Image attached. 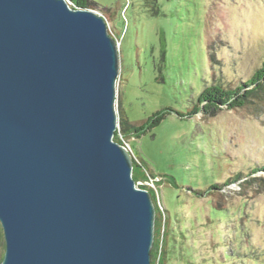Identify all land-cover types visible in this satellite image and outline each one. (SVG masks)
<instances>
[{
	"label": "water",
	"instance_id": "95a60500",
	"mask_svg": "<svg viewBox=\"0 0 264 264\" xmlns=\"http://www.w3.org/2000/svg\"><path fill=\"white\" fill-rule=\"evenodd\" d=\"M108 27L70 0H0V264H150Z\"/></svg>",
	"mask_w": 264,
	"mask_h": 264
},
{
	"label": "rangeland",
	"instance_id": "374dc122",
	"mask_svg": "<svg viewBox=\"0 0 264 264\" xmlns=\"http://www.w3.org/2000/svg\"><path fill=\"white\" fill-rule=\"evenodd\" d=\"M90 1L118 41L117 112L138 125L169 111L119 132L156 175L165 264H264V101L189 113L206 85L236 87L260 65L264 0Z\"/></svg>",
	"mask_w": 264,
	"mask_h": 264
},
{
	"label": "trees",
	"instance_id": "16d2710c",
	"mask_svg": "<svg viewBox=\"0 0 264 264\" xmlns=\"http://www.w3.org/2000/svg\"><path fill=\"white\" fill-rule=\"evenodd\" d=\"M72 5L71 7L76 8H91L90 0H70ZM101 15L105 18L106 22L108 17L105 13L100 12ZM109 24V23H108ZM109 33L114 37L111 27L109 26ZM264 89V57L260 65L254 69L251 76H249L246 81L242 84L233 88H224L223 86L214 83L211 85H206L201 92L197 95L196 102L194 103L190 114H193L197 111L209 112V110L215 111L220 109L221 106H225L228 109L244 107L246 103L254 102L255 98L264 101L262 96L260 97V92ZM169 111L166 109H161L156 112H153L144 122L136 125L125 120L126 118L122 114V111H118V129L114 132L113 140L119 144H123L119 137V132H123L125 136L136 135L139 136L141 133H144L146 130H150L155 127L159 122L167 115ZM132 178L137 184L138 181L148 180V178H155L156 175L150 173L148 168L145 166L142 160L132 159ZM264 169V167H262ZM241 176V175H239ZM238 176V177H239ZM230 180V179H229ZM231 181V180H230ZM248 183V182H247ZM141 188H145L150 192L151 199L155 207V221H154V238L153 244L150 250V264H165L164 259V250L163 247L166 243V218L164 217V209L159 202L157 195L153 189L148 188L145 185L137 184ZM220 186L218 184L211 186V188H217ZM2 231H0V244L2 243ZM3 256V252H0V262Z\"/></svg>",
	"mask_w": 264,
	"mask_h": 264
},
{
	"label": "built area",
	"instance_id": "2783aa9c",
	"mask_svg": "<svg viewBox=\"0 0 264 264\" xmlns=\"http://www.w3.org/2000/svg\"><path fill=\"white\" fill-rule=\"evenodd\" d=\"M72 3L70 2V5H71ZM109 28V27H108ZM116 42H117V44H118V41L116 40ZM123 144H125L126 145V147L129 149V151H130V146L128 145V144H126V143H124L123 142ZM152 179L151 178H148V180H144V181H138L137 182V184H140V185H145V186H148V188H151V189H153L154 188V186L152 185ZM136 184V185H137Z\"/></svg>",
	"mask_w": 264,
	"mask_h": 264
}]
</instances>
